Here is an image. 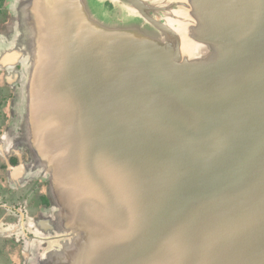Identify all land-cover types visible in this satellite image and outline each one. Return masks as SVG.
<instances>
[{
	"label": "water",
	"instance_id": "obj_1",
	"mask_svg": "<svg viewBox=\"0 0 264 264\" xmlns=\"http://www.w3.org/2000/svg\"><path fill=\"white\" fill-rule=\"evenodd\" d=\"M105 1L9 4L29 262L264 264V0Z\"/></svg>",
	"mask_w": 264,
	"mask_h": 264
},
{
	"label": "flooded vegetation",
	"instance_id": "obj_2",
	"mask_svg": "<svg viewBox=\"0 0 264 264\" xmlns=\"http://www.w3.org/2000/svg\"><path fill=\"white\" fill-rule=\"evenodd\" d=\"M10 1L0 0V38L10 31L13 20ZM16 69L22 67L17 65ZM16 93L17 88L7 82L6 71L0 69V141L9 130L15 129ZM29 158L28 147L10 152L7 145L0 147V264H32L29 258L34 221L51 206L48 182L41 178H24L20 171L19 167Z\"/></svg>",
	"mask_w": 264,
	"mask_h": 264
},
{
	"label": "rangeland",
	"instance_id": "obj_3",
	"mask_svg": "<svg viewBox=\"0 0 264 264\" xmlns=\"http://www.w3.org/2000/svg\"><path fill=\"white\" fill-rule=\"evenodd\" d=\"M103 11H106V17L108 20L116 21L125 17V13L117 4L110 2L109 0L105 1L103 5Z\"/></svg>",
	"mask_w": 264,
	"mask_h": 264
},
{
	"label": "bare ground",
	"instance_id": "obj_4",
	"mask_svg": "<svg viewBox=\"0 0 264 264\" xmlns=\"http://www.w3.org/2000/svg\"><path fill=\"white\" fill-rule=\"evenodd\" d=\"M114 1V0H113ZM115 2V1H114ZM115 4H119V3H117V2H115ZM119 6V5H118ZM125 9V8H124ZM126 11H128L127 9H125ZM185 45L188 47V48H190L191 47V44L190 43H185Z\"/></svg>",
	"mask_w": 264,
	"mask_h": 264
}]
</instances>
